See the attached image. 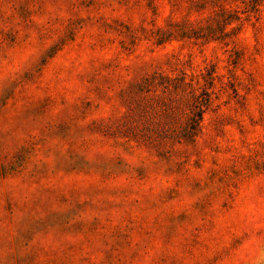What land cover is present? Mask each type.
<instances>
[{"label":"rangeland","instance_id":"374dc122","mask_svg":"<svg viewBox=\"0 0 264 264\" xmlns=\"http://www.w3.org/2000/svg\"><path fill=\"white\" fill-rule=\"evenodd\" d=\"M0 264H264V0H0Z\"/></svg>","mask_w":264,"mask_h":264},{"label":"trees","instance_id":"16d2710c","mask_svg":"<svg viewBox=\"0 0 264 264\" xmlns=\"http://www.w3.org/2000/svg\"><path fill=\"white\" fill-rule=\"evenodd\" d=\"M184 24H186V25H183V27H185L187 30L191 29V27H189L188 22H185ZM198 116H199V114H198ZM197 119L199 120L200 118L198 117ZM198 120H195L194 118H192V122L190 123L191 126L188 129H185L183 131L182 135L186 136L187 139L192 140L194 138V136L197 134V132L199 131V129H198L199 123H197V122H199Z\"/></svg>","mask_w":264,"mask_h":264}]
</instances>
